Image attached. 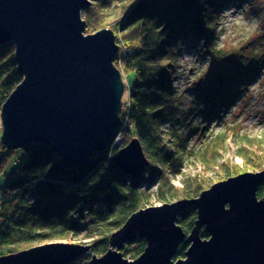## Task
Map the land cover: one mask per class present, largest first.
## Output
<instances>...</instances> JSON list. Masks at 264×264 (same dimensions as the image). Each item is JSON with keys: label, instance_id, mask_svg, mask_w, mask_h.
Returning <instances> with one entry per match:
<instances>
[{"label": "trees", "instance_id": "trees-1", "mask_svg": "<svg viewBox=\"0 0 264 264\" xmlns=\"http://www.w3.org/2000/svg\"><path fill=\"white\" fill-rule=\"evenodd\" d=\"M92 1L83 10L85 33L105 28L115 33L124 52L116 54L114 63L134 75L129 107L125 111L121 109V124L105 148L92 153L89 161L78 168L68 167L63 156L50 144L32 141L17 148L22 149L26 159L16 164L10 172L11 181L0 190V256L77 236L83 230L88 236L99 234L95 247L104 254L110 247L111 234L131 214L148 206L151 194L144 184L157 183V198L166 203L194 199L218 180L187 177L182 187L172 183L170 176L181 173L185 158L191 152L186 150V143L182 144L187 138L180 129L181 97L174 81L182 46L195 41L205 57L215 61L225 57L228 61L225 70L216 73L214 88L199 91L197 104L202 106L199 112L203 119L217 115L215 103H220L225 111L234 105L244 86L248 88L249 80L242 78V61L247 55L219 46V24L223 10L230 3L237 1L241 5L244 0ZM114 6L120 8L116 18L111 10ZM251 55L253 75H257L264 68V41L256 45ZM23 78L15 59L14 43L0 45V116L4 103ZM206 103L211 106L208 112L203 110ZM118 135L121 140L114 144ZM135 137L140 139L150 161L138 178H133L114 161L120 148ZM2 146L7 152L0 157V174L6 158L16 150L3 142ZM238 153L246 163L253 166L260 163L261 171L264 170L261 154L250 156L243 149ZM224 175L220 179L235 174L228 171ZM257 194L264 196V178ZM197 214L195 205L179 214L178 223L186 235L178 245L175 260L186 257L190 246L188 235ZM201 236L209 237L206 229H201ZM131 245L133 250L129 248ZM146 245V240L139 237L124 245L123 255L135 259Z\"/></svg>", "mask_w": 264, "mask_h": 264}, {"label": "water", "instance_id": "water-1", "mask_svg": "<svg viewBox=\"0 0 264 264\" xmlns=\"http://www.w3.org/2000/svg\"><path fill=\"white\" fill-rule=\"evenodd\" d=\"M92 0H0V45L14 43L24 78L4 103L2 141L21 148L50 144L70 168L103 150L120 126L124 84L114 60L120 46L109 29L86 34L83 10ZM120 142V141H119ZM117 142L116 144H118ZM114 161L133 178L150 165L135 137ZM264 170L243 172L212 184L194 199L147 206L131 214L91 264H264V196L257 189ZM190 205L197 219L186 257L174 259L185 231L179 214ZM209 237L201 236V229ZM146 240L135 259L123 255L127 242ZM91 244L47 242L0 256V264H70Z\"/></svg>", "mask_w": 264, "mask_h": 264}, {"label": "rangeland", "instance_id": "rangeland-1", "mask_svg": "<svg viewBox=\"0 0 264 264\" xmlns=\"http://www.w3.org/2000/svg\"><path fill=\"white\" fill-rule=\"evenodd\" d=\"M119 9L118 6L111 8L115 13V18L118 16ZM263 41L264 0H244L241 5L233 1L223 10L218 44L225 46L226 51H241L247 55V58L242 61V78H247L249 84L248 88L244 86L245 89L228 110L225 111L220 103H215L213 107L218 111L217 115L214 118L209 116L205 119L199 112L202 106L197 104V96L203 88L204 90L214 88L213 85L217 82L216 73L224 71L228 61L225 57L217 61L210 56L205 57L195 41L186 43L191 52L184 49L186 44L182 46L178 55L179 67H177L175 80H177L176 87L181 97L180 129L183 136L187 138L182 144L186 143V150L191 152H189V157L185 158L186 162L181 167V173L170 176L175 186L182 187L187 177L212 181L218 179L216 183L224 180L220 178L228 171H233L235 175L232 176H236L243 172L256 173L262 170L259 167L260 163L257 166H253V163H246L238 152L243 149L250 156L257 157L261 154L264 159V68L257 75H253L254 64L251 55L256 45L260 46ZM257 49L260 50V48ZM123 52V49H119L117 56L122 55ZM234 60L238 59L234 58ZM117 67L121 68L119 65ZM120 70L123 72L122 82L125 86L121 99L122 108L125 111L129 107V91L134 75L126 73L122 68ZM210 109L211 106L206 103L203 110L208 112ZM3 130V120L0 116V157L7 152L2 146ZM118 137L121 140V136L118 135ZM25 159L26 154L22 149H16L6 158L4 171L0 174V190L11 181L13 177L10 175L11 170ZM143 187L149 188L151 194L148 206L163 204L157 198V183L154 185L146 183ZM86 232L83 230L77 236L58 240L76 244H91L92 248L89 252L76 258L77 264H91L93 255L103 254L97 252L95 247L96 239L100 237L99 234L94 233L88 236L85 235ZM129 248L133 250L134 247L131 245Z\"/></svg>", "mask_w": 264, "mask_h": 264}, {"label": "built area", "instance_id": "built-area-1", "mask_svg": "<svg viewBox=\"0 0 264 264\" xmlns=\"http://www.w3.org/2000/svg\"><path fill=\"white\" fill-rule=\"evenodd\" d=\"M237 2V1H236ZM238 3V2H237ZM219 29H221V21H220V24H219ZM193 48V47H192ZM184 49H188L190 52H191V49L187 46V44H186V46L184 47ZM174 83H175V85H176V83H177V80H175L174 81ZM120 141V137H117V139L115 140V143L114 144H116L117 142H119Z\"/></svg>", "mask_w": 264, "mask_h": 264}, {"label": "bare ground", "instance_id": "bare-ground-1", "mask_svg": "<svg viewBox=\"0 0 264 264\" xmlns=\"http://www.w3.org/2000/svg\"><path fill=\"white\" fill-rule=\"evenodd\" d=\"M132 242H134V241H132ZM127 243H130V242H127Z\"/></svg>", "mask_w": 264, "mask_h": 264}]
</instances>
